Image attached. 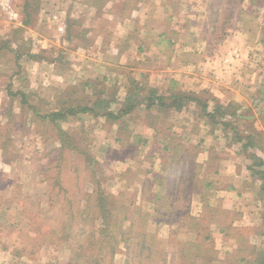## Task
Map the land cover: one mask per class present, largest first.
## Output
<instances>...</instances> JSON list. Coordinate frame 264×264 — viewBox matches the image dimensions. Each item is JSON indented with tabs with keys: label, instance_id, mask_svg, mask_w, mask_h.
Returning a JSON list of instances; mask_svg holds the SVG:
<instances>
[{
	"label": "rangeland",
	"instance_id": "374dc122",
	"mask_svg": "<svg viewBox=\"0 0 264 264\" xmlns=\"http://www.w3.org/2000/svg\"><path fill=\"white\" fill-rule=\"evenodd\" d=\"M11 1L13 12L0 8V19L6 15L14 21L13 25L22 14L26 25H21L23 30L5 21L1 25L6 32L16 34L9 44L0 35V172L12 167L10 177L0 176V264H72V241L49 243L53 225L42 221L38 208L56 213L59 223L71 222L74 230L79 226L93 229L96 244L85 249L83 264L92 261L93 264H172L175 253H178L176 264H259L264 253V178L255 171L264 166L256 165L262 158L252 154L256 150L259 153L262 146L248 149L239 146L235 155L244 159L233 162L231 167H236L240 178L226 171L227 175L220 174L229 165L230 147L225 145V140L244 137L248 114L242 111L236 114L233 110L225 115L205 113V118L210 119L206 125H148L158 128L150 145L145 137L149 135L148 127L121 125L122 112L117 111L118 118L108 117L107 105L103 106V113L100 109L99 115L79 113L54 122L47 117L54 108L50 100L54 94L65 107L92 103L102 89L96 92L94 87V96L89 100L85 98L83 83L91 77L93 83L96 80L95 73L89 72L90 59L104 56L108 61L112 59L109 51L95 50V46L102 45L97 44L99 35H105L111 28V22L101 19V9L107 2ZM193 4V9L184 12L191 17L185 15L176 22L177 27H184V39L192 42L191 46L200 47L191 53L202 51L206 57H219L224 63L223 70L230 69L238 60L239 54L235 52L243 50L224 51L217 46L226 37L225 33L210 32L212 20L198 18L196 9L201 8L197 7V0ZM233 4L239 15L237 26H252L249 14L260 4L249 0H237ZM228 6L223 1L213 8L229 11ZM45 38L55 44L49 50L36 46L43 45ZM33 45L34 54H28L33 52L29 50ZM134 53L133 49L131 57L135 59ZM34 55L55 61V70L50 68L49 74L55 73L58 78L45 75L47 82L39 81L37 78L44 70L32 65L36 60ZM86 56L89 62H85ZM107 73L111 75L113 71L109 69ZM138 74L131 67L125 69L124 82L118 85L121 89L109 82V95L136 89L139 83L131 79H136ZM23 90L34 95L30 98L32 104L21 102ZM106 92L104 96L108 95ZM201 94L207 105L210 94L206 91ZM110 103L109 108L116 110L120 99L117 103L110 99ZM37 105L39 110L35 108ZM8 107L14 112H8ZM175 120L179 121V115ZM222 122L226 125H219ZM237 122L239 125H235ZM181 138L191 149L187 154L178 150V157L187 159L192 173L180 187L184 189L182 201L188 207L182 216L178 202L172 203L165 197L171 154L163 148V144L181 142ZM199 140L203 141L201 146L193 148ZM252 164L259 168L252 171ZM246 167L256 176L250 189H246L245 175L239 171ZM157 194H162L164 200L158 203ZM104 215L108 216V222L101 232ZM181 254L184 261L179 259Z\"/></svg>",
	"mask_w": 264,
	"mask_h": 264
},
{
	"label": "crops",
	"instance_id": "0c3cea01",
	"mask_svg": "<svg viewBox=\"0 0 264 264\" xmlns=\"http://www.w3.org/2000/svg\"><path fill=\"white\" fill-rule=\"evenodd\" d=\"M141 1L142 0H108L106 7L101 9V19L103 18V20L105 19L111 22V28L104 30H107L105 35L104 33L101 34V36L99 35L97 44L101 43L102 45L101 47L95 46V50L109 51L112 54V59L109 58L108 61L106 56L93 57V59H90L92 68L89 69V72L95 73L97 81L95 80L93 83L94 80L92 81L91 77L90 80L87 79L85 83H83L86 89L85 98L88 97L89 100H91L92 96H94V87H97L96 92L102 88L104 89L102 90L104 93L101 92V94L99 91L94 97L110 98L116 103L120 99L118 109H110V101H108L106 106L108 112L117 114L119 111L122 112L126 107V102L129 100L128 98L132 96L133 99H135V106L131 111V115L129 112V114L121 117L122 120L120 124L131 125V128H135V126L138 128L142 125L148 127L149 135H145V137L150 145L153 136L157 135L158 128L155 129L148 125L208 124L210 119L204 116L205 109H203L202 104L204 103L206 105V102L203 100L201 94L206 91L211 96V99L209 97L210 100H207V114L210 113L215 115V113H217L225 115V113H231L230 110H233V113L236 114L241 111L245 112L248 114L249 118L247 127L245 128L246 133L244 135L242 134L244 136L243 138L232 139L230 141L225 140V145L230 147L229 151L225 149L229 152V165H225V167L220 170V174L225 175L227 173L230 176L233 175L235 178L239 177L238 170L236 171V167H231V164L233 162L238 163L240 160L244 159L235 154L239 146H243V144L245 145L246 143L249 147L262 146L259 153L257 150L256 152L253 151L254 153L252 156H261L264 162V0H249L252 4L256 1L260 6L255 10L252 9L249 14L250 18H252L251 23H253V25L247 24L245 27L237 26L239 18L238 13L235 12V7L237 6L234 4L232 5V3L237 0H197V7L201 8L196 9L198 10V18L203 19L205 17L212 20L213 29H211L210 32L225 33L226 35L223 40L219 41L217 46H221V49L224 51H230L231 49L238 51L243 50L241 53L235 52L237 56L239 54L237 57L238 60L230 69H226L225 71L223 70L224 63L221 58L216 56L206 57L202 54V51L191 53V50L194 49L199 51L200 47L191 46L193 43L184 39V27L180 28L176 26L180 19H184L186 15L184 12L194 8L193 2L196 0ZM222 1L229 3V11H225V14L223 13L224 15L220 14L221 11H217L213 8V6L219 5ZM207 4L210 7L209 10L206 9L208 7ZM132 5L133 7H131ZM102 15H105V17ZM246 15H248V13H246L245 16ZM21 16L19 14L17 22L13 25L11 23L14 21L9 19L6 15L4 16L5 19H0V35H2V38L5 36L4 38L7 44L10 43L9 40L13 39L16 33L10 30L6 32V29H2L1 25L3 21L10 26L23 30L22 26L26 25V23L24 24V20ZM188 16L191 17L190 15H186V17ZM220 17L226 18V20H224L225 22L216 24V18L218 19ZM84 25L86 24H83V26ZM108 32H111V37ZM51 41L52 40L45 38V40H43V45L38 46L36 44V46L39 49L42 48V50H49L51 46L55 45L51 43ZM34 47V45L30 47L29 50L33 52L28 54H34L36 50ZM133 49L135 51L134 54L137 56L135 58L136 60L134 57H131ZM38 54L40 53L38 52ZM22 57L24 58L23 55ZM88 57L89 56L85 57V62H89L86 60ZM35 59L36 60L32 61V65H36L39 70H44V72H40V76L37 79L39 81H45L46 83L45 75L51 76L49 74L51 71L50 68L55 70V61L48 62V60L43 57H36ZM129 67L135 69V71L139 73L136 75V79H131V82L137 83V85L139 83L136 94L133 95L130 89L125 93L119 90L115 95L113 92L110 96L107 89L108 86L111 82L114 86L123 83L124 76L122 73L125 69H129ZM21 68L24 70L23 66ZM109 69H111L114 74L112 73L109 75V73H107ZM56 76L57 74L54 73L51 77L58 78V76ZM27 77H29L28 80L30 81L31 74L29 72ZM25 78L26 76L23 79ZM54 81L56 82V80ZM98 82L100 83V87L98 86ZM174 84L176 89L172 88ZM118 88L120 87L118 86ZM150 89H155L156 95L161 96L164 99L163 102L166 103L159 106L157 102L148 109L146 107V97L149 95ZM177 89H180L182 93H191L200 100H191L181 108H176L172 105V97L179 91ZM105 92L108 95L104 96ZM21 93L26 96L27 101L25 104H32L30 98L34 95L28 93L26 90H23ZM20 97L21 102H23L22 95ZM56 97L57 95L54 94L50 99L54 102V108L52 110L50 109V112L58 111L62 107L57 102L59 99ZM200 101H202V103ZM212 101H214V103ZM87 104L92 106L91 102ZM217 107H220L221 110H216ZM35 108L38 109L40 107L37 105ZM7 111L13 113L14 109L12 110L8 107ZM103 112L102 110V113ZM178 115L179 121L175 120L178 118ZM107 122H110L108 117ZM224 122L226 121L224 120ZM224 122L219 123V125H226ZM235 125H239V123L237 122ZM184 128L185 127H183V129ZM219 139L221 140V138ZM181 140L184 142V139L181 138ZM202 143L203 141L199 140L194 146L200 147ZM186 145L189 146V144ZM237 153H239V150ZM261 153H263V155ZM262 166H264V164ZM9 168H5L4 171H1L0 173L2 175L0 176L6 175V177H10L12 167L9 166ZM256 168L259 167L252 164V171ZM262 170H264V167ZM224 171H226V173ZM239 171L245 175L246 189L253 187V180L256 176L250 173L252 172L251 168L246 167L245 170L242 171L239 169ZM214 176L216 177L218 174L214 172ZM12 177L14 176L12 175ZM256 183H258V181H256ZM238 194L239 193H237V195ZM231 196V198L235 200L236 196L233 193H231ZM8 255L12 258L11 253ZM14 257L15 256H13V258Z\"/></svg>",
	"mask_w": 264,
	"mask_h": 264
},
{
	"label": "trees",
	"instance_id": "16d2710c",
	"mask_svg": "<svg viewBox=\"0 0 264 264\" xmlns=\"http://www.w3.org/2000/svg\"><path fill=\"white\" fill-rule=\"evenodd\" d=\"M107 1L108 0H103V3L105 4ZM25 6H26V4H25ZM224 12H225V10L221 11L220 14L222 15ZM226 13H228V12H226ZM224 20H226V18L220 17L218 19L216 18L215 22H216V24L217 23L222 24L225 22ZM219 34H222V33H219ZM35 57H37V56H35ZM135 88L136 89H134L132 91L133 95L136 94V91L138 90V87H135ZM172 88L176 89L175 84L172 85ZM102 90L103 89H101L100 93L102 92ZM177 90H179V91L172 97V99H173L172 105L176 108H181L182 106H184L185 104H187L191 100H200L199 98H196L191 93L190 94L182 93L180 89H177ZM21 95H22L23 102H26L27 101L26 96L23 95V93H21ZM128 99L129 100H127V102H126V107L122 110V114H121L122 117L125 116L126 114H129V112H131L135 106V99H133L132 96H130ZM146 99H147L146 107L148 109L153 104H156L157 102H158L159 106L164 105L166 103V102H163L164 99L161 96L156 95L155 89L149 90V95L146 97ZM108 101H110V98L107 100L104 97H98L96 100H94L92 102V106H89L87 103L86 104L82 103L80 105H70V106L67 105L65 107L62 106L60 108V110H58V111L49 112L47 114V117H49L52 121L57 122L58 120H66L69 115H78L79 113H90L91 112L95 115H99L103 106L105 104L106 105L108 104ZM200 102L202 103V101H200ZM202 106H203V109H205V113H206L207 105H205L203 103ZM216 110L220 111L221 109H220V107L219 108L217 107ZM208 114L211 116H215V115H212L210 113H208ZM106 116L113 117L114 119L118 118V116H115L114 113L108 112V111L106 112ZM125 127H127V125H125ZM62 135L63 134H62V130H61L60 137H62ZM251 137H253V136H251ZM135 140L137 142L139 141L138 138H136ZM72 144H74V143L72 142ZM186 144L187 143L183 142L182 140H181V142L175 141V142H169L168 144H166V143L163 144V148L165 149L166 153L168 151L171 154V163H169V165L167 166L166 184L168 185V188L165 192V194H166L165 197L170 199V202H172V203L178 202L177 205L179 207H177V208L179 209L180 216L185 214L186 210L188 208L184 205V202L182 201V198H183L182 195H183L184 189L180 188V187L183 183H185L186 178L188 180L190 178V176L192 175L190 166L187 164V159L186 158L183 159L182 157H178V150L182 151L185 154H187L190 151L191 147L187 146ZM69 147L72 148V145L69 144ZM75 147H76V145H75ZM75 147H73V148H75ZM192 147L194 148L196 146L193 145ZM243 147L245 149H248L249 145H247V143H246L245 145L243 144ZM253 147L258 148L257 146H253ZM181 156H183V155H181ZM263 164H264L263 161H259V164H256V165H263ZM255 172L257 175L260 176V178H264V170H257ZM263 189H264V187H263ZM27 199H30V197H27ZM156 200L159 203L162 200H164V196H162V194H157ZM180 204H181V206H180ZM38 209H37V213H39V216L41 217L42 221H49L53 225V227L49 233L50 234V236H49L50 240L48 242L49 243H60L61 241H66V240L72 241V251H71L72 252L71 253L72 264H83V257L85 256V249L88 246H90V244H91V248L94 247L96 244V241H94V238L92 237L93 229L89 230V229H85V226H82V227L79 226V227H76V229L74 230L73 224L71 222L59 223L58 222L59 219L56 217V213L50 214L48 211H46L44 209L43 210L42 209L38 210ZM104 216H103V227H102V229H100L101 232L104 231V227L106 228L107 222H108V218H107L108 216L107 215H104ZM69 217H72V213H70ZM184 219H186V216ZM192 225L197 227V225H194V224H192ZM205 239H207V237H205ZM34 244L38 245L37 243H34ZM147 245L149 246V244H147ZM102 246L103 245H101L99 248L102 249L103 248ZM143 246H146V245H143ZM137 255H138V253H137ZM177 256H178V253H177V255H176V253L173 254L172 264H176L175 263V257H177ZM91 258H92V256H91ZM183 258H184V256L181 254L179 256L180 261H184ZM89 263H90V261H89ZM92 264H93V261H92ZM259 264H264V253H262L260 258H259Z\"/></svg>",
	"mask_w": 264,
	"mask_h": 264
},
{
	"label": "built area",
	"instance_id": "2783aa9c",
	"mask_svg": "<svg viewBox=\"0 0 264 264\" xmlns=\"http://www.w3.org/2000/svg\"><path fill=\"white\" fill-rule=\"evenodd\" d=\"M0 8L8 11V13H12V1L11 0H0Z\"/></svg>",
	"mask_w": 264,
	"mask_h": 264
}]
</instances>
